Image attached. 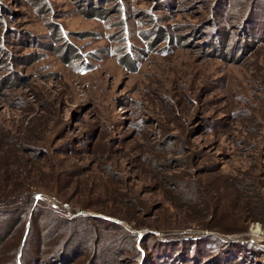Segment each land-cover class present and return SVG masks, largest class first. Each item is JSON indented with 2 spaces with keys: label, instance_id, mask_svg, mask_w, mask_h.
<instances>
[{
  "label": "rangeland",
  "instance_id": "374dc122",
  "mask_svg": "<svg viewBox=\"0 0 264 264\" xmlns=\"http://www.w3.org/2000/svg\"><path fill=\"white\" fill-rule=\"evenodd\" d=\"M252 2L0 0V264H264Z\"/></svg>",
  "mask_w": 264,
  "mask_h": 264
},
{
  "label": "trees",
  "instance_id": "16d2710c",
  "mask_svg": "<svg viewBox=\"0 0 264 264\" xmlns=\"http://www.w3.org/2000/svg\"><path fill=\"white\" fill-rule=\"evenodd\" d=\"M259 3L264 4V0H253L250 6L248 4V6L251 8L247 9L248 6L246 5L245 10L246 9L247 10L243 12V14L241 12L243 16L246 15L245 16L246 20H244L245 23H243L244 25L241 23V32L243 33L242 36L244 37L245 35L243 45L244 44L251 45L252 43L258 42L257 40H261L264 37V6L263 7L258 6ZM16 194L17 193L14 191L6 192L5 194L1 193L0 202L7 200V198L12 199V197ZM14 215H17V213H15ZM16 219L12 220L13 223L11 225L12 227L10 228V230L16 227L17 225ZM2 230L3 229L0 230V233L2 232ZM2 239L3 238L0 237V242L2 241ZM28 262L29 263L32 262L31 258H28Z\"/></svg>",
  "mask_w": 264,
  "mask_h": 264
},
{
  "label": "bare ground",
  "instance_id": "6f19581e",
  "mask_svg": "<svg viewBox=\"0 0 264 264\" xmlns=\"http://www.w3.org/2000/svg\"><path fill=\"white\" fill-rule=\"evenodd\" d=\"M257 231H258V229H256L255 231H253V233H254V234H257V233H259V232H257Z\"/></svg>",
  "mask_w": 264,
  "mask_h": 264
}]
</instances>
